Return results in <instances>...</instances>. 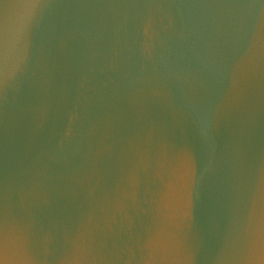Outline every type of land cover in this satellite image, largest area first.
I'll return each mask as SVG.
<instances>
[{"label": "water", "instance_id": "95a60500", "mask_svg": "<svg viewBox=\"0 0 264 264\" xmlns=\"http://www.w3.org/2000/svg\"><path fill=\"white\" fill-rule=\"evenodd\" d=\"M0 264H264V0H0Z\"/></svg>", "mask_w": 264, "mask_h": 264}]
</instances>
